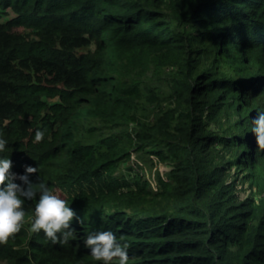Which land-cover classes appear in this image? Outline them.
I'll return each mask as SVG.
<instances>
[{"label":"trees","instance_id":"trees-1","mask_svg":"<svg viewBox=\"0 0 264 264\" xmlns=\"http://www.w3.org/2000/svg\"><path fill=\"white\" fill-rule=\"evenodd\" d=\"M7 9L0 155L17 173L39 167L81 222L52 244L31 233L25 201L0 264H100L83 239L108 229L130 264H264V149L251 131L264 0H0Z\"/></svg>","mask_w":264,"mask_h":264},{"label":"clouds","instance_id":"clouds-1","mask_svg":"<svg viewBox=\"0 0 264 264\" xmlns=\"http://www.w3.org/2000/svg\"><path fill=\"white\" fill-rule=\"evenodd\" d=\"M251 131L255 134L258 148L264 149V110L257 111L252 119ZM44 131H35L34 141L44 139ZM9 140L0 133V154L4 153ZM10 156L0 155V244L18 233L25 225V201H35L34 216L30 223L33 234L43 235L52 244H66L75 238L73 226L77 217L69 201L57 194L39 175V167L24 165L23 173L12 170ZM37 173L36 182L31 174ZM19 181V182H17ZM89 255L100 264H130V244L122 242L111 229L92 232L83 239Z\"/></svg>","mask_w":264,"mask_h":264},{"label":"rangeland","instance_id":"rangeland-1","mask_svg":"<svg viewBox=\"0 0 264 264\" xmlns=\"http://www.w3.org/2000/svg\"><path fill=\"white\" fill-rule=\"evenodd\" d=\"M0 15H1V20L2 21H5V20H7V19H9V18H11V17H13V16H15L16 14L11 10V9H7V10H0ZM93 48H94V45H91L90 47H88V48H81V51H87V50H93ZM47 101H49V103H53V102H55V101H57L58 100V98L57 97H55V98H47L46 99ZM88 123L89 122H86V125L88 126ZM86 126V127H87ZM82 131H83V129H82ZM105 131V130H104ZM106 132V131H105ZM98 132H95V134H97ZM161 169V171H164L166 168H163V167H161L160 168ZM146 175L148 176L149 175V173L147 174L146 173ZM151 186H153V184H151ZM55 192H57V194H59V195H61L62 197H64V193L63 192H61L60 191V189L59 188H54L53 189ZM246 195V192L245 191H242L241 192V196L242 197H244Z\"/></svg>","mask_w":264,"mask_h":264}]
</instances>
